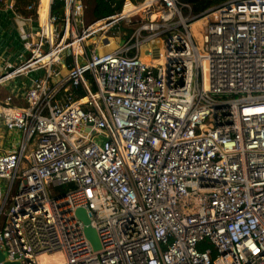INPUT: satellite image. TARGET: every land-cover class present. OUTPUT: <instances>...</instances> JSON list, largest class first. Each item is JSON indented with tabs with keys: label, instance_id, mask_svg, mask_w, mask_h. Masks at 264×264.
<instances>
[{
	"label": "built area",
	"instance_id": "2783aa9c",
	"mask_svg": "<svg viewBox=\"0 0 264 264\" xmlns=\"http://www.w3.org/2000/svg\"><path fill=\"white\" fill-rule=\"evenodd\" d=\"M118 1L87 25L83 0L20 17L27 57L0 81L40 74L23 106L0 103L23 136L0 148V247L22 264H264V0Z\"/></svg>",
	"mask_w": 264,
	"mask_h": 264
},
{
	"label": "crops",
	"instance_id": "0c3cea01",
	"mask_svg": "<svg viewBox=\"0 0 264 264\" xmlns=\"http://www.w3.org/2000/svg\"><path fill=\"white\" fill-rule=\"evenodd\" d=\"M37 1L33 2V7L35 11L33 14H26L18 9H12L8 7V2H0V77L6 71L8 64L19 65L22 63L26 57L27 52L24 48L23 37L21 34V23L20 17L24 20L30 16H37ZM25 7V6H24ZM26 9V7H25ZM22 21V20H21ZM37 22L33 23L27 22L24 26L26 29L28 28H37ZM35 71H30L27 74H23L20 76L11 77L7 80L0 81V103L5 102L8 97L11 96L12 104L17 106H23L25 104V97L30 88L33 80H35L38 76L35 75ZM37 72V73H38ZM22 132L17 129L8 130L3 124H0V148L2 150H15L18 149L21 145L22 141ZM34 148L33 142H31L30 146L27 148L26 152L29 154ZM6 187V182L2 183ZM15 193L13 190L8 198L7 208L11 204V197ZM5 213L0 218V227L4 223ZM0 258L2 261L0 264H13L7 254L5 253L4 248L0 247Z\"/></svg>",
	"mask_w": 264,
	"mask_h": 264
},
{
	"label": "trees",
	"instance_id": "16d2710c",
	"mask_svg": "<svg viewBox=\"0 0 264 264\" xmlns=\"http://www.w3.org/2000/svg\"><path fill=\"white\" fill-rule=\"evenodd\" d=\"M85 4V16L90 21H94L101 17L109 16L111 13L116 12L117 10L121 9L122 2H115V0H83ZM224 0H181L183 3H190L192 5V13L195 15L201 14L208 7L218 5L222 3ZM33 2L36 0H15L14 5L16 9L22 11L26 14H33L35 8L33 7ZM59 5L61 6L62 3L59 1ZM26 9H25V7ZM71 184L63 185L60 190L66 191L71 188Z\"/></svg>",
	"mask_w": 264,
	"mask_h": 264
},
{
	"label": "water",
	"instance_id": "95a60500",
	"mask_svg": "<svg viewBox=\"0 0 264 264\" xmlns=\"http://www.w3.org/2000/svg\"><path fill=\"white\" fill-rule=\"evenodd\" d=\"M11 1V0H9ZM149 59V58H148ZM76 215L84 221V232L94 250H99L101 248L100 238L98 236L97 230L91 225V220L84 208H78L76 210ZM13 264H22L21 260L13 261Z\"/></svg>",
	"mask_w": 264,
	"mask_h": 264
},
{
	"label": "bare ground",
	"instance_id": "6f19581e",
	"mask_svg": "<svg viewBox=\"0 0 264 264\" xmlns=\"http://www.w3.org/2000/svg\"><path fill=\"white\" fill-rule=\"evenodd\" d=\"M202 24L201 21H198L193 24L194 30L196 31L197 26ZM195 25V26H194ZM2 259L0 258V262ZM41 264H59L61 262V256L60 255H42L40 258Z\"/></svg>",
	"mask_w": 264,
	"mask_h": 264
},
{
	"label": "rangeland",
	"instance_id": "374dc122",
	"mask_svg": "<svg viewBox=\"0 0 264 264\" xmlns=\"http://www.w3.org/2000/svg\"><path fill=\"white\" fill-rule=\"evenodd\" d=\"M91 21L87 18V16H85V25H87V24H89ZM195 26V25H194ZM198 27V26H197ZM194 28V27H193ZM37 74V76H38V74H39V72L37 73H35V75ZM22 167H24V165L22 166Z\"/></svg>",
	"mask_w": 264,
	"mask_h": 264
}]
</instances>
